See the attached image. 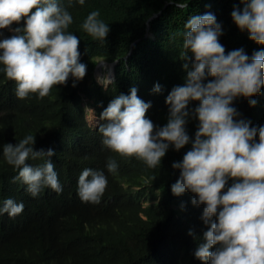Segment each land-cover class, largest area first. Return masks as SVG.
<instances>
[{
  "label": "trees",
  "instance_id": "1",
  "mask_svg": "<svg viewBox=\"0 0 264 264\" xmlns=\"http://www.w3.org/2000/svg\"><path fill=\"white\" fill-rule=\"evenodd\" d=\"M180 2L187 9L176 8L170 0H85L83 6L61 0L73 17L68 31L80 40V62L87 66L84 79L76 87L71 78L66 85L53 86L42 99L33 95L20 100L15 82L0 74V152L5 144L36 136L35 150H54L52 162L63 188L60 194L44 189L32 198L23 184L12 182L17 173L0 156V203L11 198L24 204L15 218L0 216V264H203L195 257L207 230L201 220L203 206H194L189 192L175 196L171 191L180 175L172 164L181 161L191 146L179 152L169 149L159 166L148 168L140 160L104 148L98 127L92 128L87 119L88 108H93L98 125L109 102L136 87L138 97L151 102L146 117L164 126L165 99L186 76L183 31L192 15L216 16L226 54L243 48L251 57L264 49L231 18L234 5L242 8L240 0ZM93 10L110 26L105 43L93 40L81 27ZM0 31L4 37L12 35L7 29ZM101 61L117 62L115 78L107 88L95 77ZM156 83L162 86L160 94L151 91ZM251 99L257 101L255 107L244 97L233 106L252 126H264V88ZM197 105L192 102L189 108ZM197 124V120L187 124L190 137ZM109 157L118 163L114 174L105 169ZM85 168L104 171L107 177L99 204L84 203L77 195V179Z\"/></svg>",
  "mask_w": 264,
  "mask_h": 264
},
{
  "label": "clouds",
  "instance_id": "2",
  "mask_svg": "<svg viewBox=\"0 0 264 264\" xmlns=\"http://www.w3.org/2000/svg\"><path fill=\"white\" fill-rule=\"evenodd\" d=\"M170 2L181 10L188 7L180 0ZM240 2L242 8L234 5L231 12L234 24L251 41L264 45V0ZM75 3L83 6L85 0ZM99 16L98 10L91 11L81 27L93 40L105 43L111 29ZM72 23L61 0H0V30L12 33L4 37L0 31V74L15 82L18 99H42L53 86L66 85L71 78L76 87L84 79L87 66L80 62V40L68 31ZM222 35V25L211 12L192 15L184 23L186 76L165 99L164 126L146 117L151 102L131 87L129 94L116 96L103 109L97 127L104 148L152 169L169 149L179 152L190 145L182 160L172 164L180 175L171 191L175 196L189 192L191 203L203 206L201 220L207 230L195 257L203 264H264V126H252L233 106L244 97L255 107L251 97L264 88V49L251 57L243 48L226 54ZM99 65L107 68L105 61ZM110 83L111 78H103L105 87ZM151 91L160 94L163 89L156 83ZM192 102H198L194 109L189 108ZM190 120L198 121L194 137L186 127ZM35 143L36 136L29 134L15 145L2 146L0 156L17 173L12 182L23 184L32 198L44 189L62 193L52 162L54 150L37 151ZM105 169L116 173V159L109 157ZM107 183L104 171L85 168L77 179V195L84 203L99 204ZM23 211L24 204L11 198L0 203V216L15 218Z\"/></svg>",
  "mask_w": 264,
  "mask_h": 264
},
{
  "label": "rangeland",
  "instance_id": "3",
  "mask_svg": "<svg viewBox=\"0 0 264 264\" xmlns=\"http://www.w3.org/2000/svg\"><path fill=\"white\" fill-rule=\"evenodd\" d=\"M110 68L111 67L109 65H107V68H103V67L100 66L99 70L95 73L96 80H97V82L100 85H103L102 84L103 78L109 77V75H110ZM110 84H108L107 87ZM107 87H105V88H107ZM87 119H88V122H89V124H90V126L92 128H95L97 126V119H96V116H95V113H94V109L93 108H88V110H87Z\"/></svg>",
  "mask_w": 264,
  "mask_h": 264
},
{
  "label": "water",
  "instance_id": "4",
  "mask_svg": "<svg viewBox=\"0 0 264 264\" xmlns=\"http://www.w3.org/2000/svg\"><path fill=\"white\" fill-rule=\"evenodd\" d=\"M157 16H159V14H157V15H155L153 18H156ZM100 63V62H99ZM105 64L106 65H109V66H111V69L113 70V75H114V78H115V67H116V64H117V62H114V63H107L106 61H105ZM99 68H100V65L98 64L97 65V68H96V72L99 70ZM113 78V79H114Z\"/></svg>",
  "mask_w": 264,
  "mask_h": 264
},
{
  "label": "bare ground",
  "instance_id": "5",
  "mask_svg": "<svg viewBox=\"0 0 264 264\" xmlns=\"http://www.w3.org/2000/svg\"><path fill=\"white\" fill-rule=\"evenodd\" d=\"M111 67V66H110ZM109 78H111V80L113 81V70L110 68V75Z\"/></svg>",
  "mask_w": 264,
  "mask_h": 264
}]
</instances>
